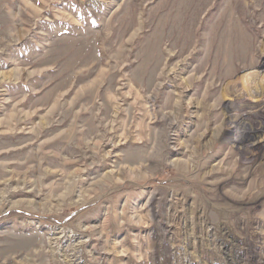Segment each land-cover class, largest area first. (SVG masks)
I'll list each match as a JSON object with an SVG mask.
<instances>
[{"label": "rangeland", "instance_id": "1", "mask_svg": "<svg viewBox=\"0 0 264 264\" xmlns=\"http://www.w3.org/2000/svg\"><path fill=\"white\" fill-rule=\"evenodd\" d=\"M0 264H264V0H0Z\"/></svg>", "mask_w": 264, "mask_h": 264}, {"label": "bare ground", "instance_id": "2", "mask_svg": "<svg viewBox=\"0 0 264 264\" xmlns=\"http://www.w3.org/2000/svg\"><path fill=\"white\" fill-rule=\"evenodd\" d=\"M195 11H196V9H195ZM196 13H197V12H196ZM196 15L198 16V14H196ZM196 21H197V20H196ZM196 21H195V22H196Z\"/></svg>", "mask_w": 264, "mask_h": 264}]
</instances>
